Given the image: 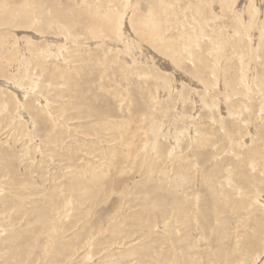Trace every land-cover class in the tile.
Masks as SVG:
<instances>
[{
  "label": "rangeland",
  "instance_id": "1",
  "mask_svg": "<svg viewBox=\"0 0 264 264\" xmlns=\"http://www.w3.org/2000/svg\"><path fill=\"white\" fill-rule=\"evenodd\" d=\"M28 1L0 0V264H264V0Z\"/></svg>",
  "mask_w": 264,
  "mask_h": 264
},
{
  "label": "bare ground",
  "instance_id": "2",
  "mask_svg": "<svg viewBox=\"0 0 264 264\" xmlns=\"http://www.w3.org/2000/svg\"><path fill=\"white\" fill-rule=\"evenodd\" d=\"M28 1V0H27ZM162 1V0H161ZM160 1V2H161ZM164 1L165 0H163V3H164ZM215 1V0H214ZM26 2V1H25ZM24 2V3H25ZM226 2V1H225ZM23 3V2H22ZM2 5V4H1ZM4 5H6V4H4ZM21 5V4H20ZM19 5V8H18V6H17V9L15 10V12H14V10H11V11H9V12H7V11H5V17L6 18H4L3 17V19L5 20V21H7V22H10V23H14L15 21H19L20 23H21V25L22 26H24L26 29H31V28H34V24L37 22V20H38V22L36 23V24H38V25H41V22H39V21H41V20H39L38 18H39V15H35V12L33 11V4H32V1H28L27 3H25L23 6L21 5L20 6ZM170 5V4H169ZM42 6V5H41ZM5 7V6H4ZM14 7V6H13ZM14 9H15V7H14ZM199 9V8H198ZM5 10V9H4ZM13 11V12H12ZM47 11V10H46ZM200 11V10H199ZM200 13H201V11H200ZM200 13H198V14H200ZM13 14H15V15H13ZM13 15V16H12ZM64 16V15H63ZM2 17V16H1ZM66 17V16H65ZM60 17H58V15H56V19L59 21H61L62 22V20L61 19H59ZM111 18V17H110ZM43 19H45V26H47L49 29H51V27H53L54 28V25H53V22H54V18L52 17H46V18H43ZM67 19V18H66ZM113 19V18H112ZM111 19V20H112ZM63 21H65V22H67L66 20H65V18H64V20ZM108 21V20H107ZM110 21V20H109ZM113 21V20H112ZM168 21V20H167ZM64 22V23H65ZM111 22V21H110ZM115 22V21H114ZM113 22V23H114ZM118 22V27H121V25H123V22H122V19L120 20V21H117ZM58 23H60V22H58ZM63 23V22H62ZM63 23V24H64ZM108 24H109V22H107ZM112 23V22H111ZM111 23H110V25H111ZM159 23V22H158ZM157 22L155 23H153V21H150L149 22V20H148V22H143V21H141V22H139V24H138V26H145V25H147V27H149V25L150 24H154V31H152V32H155V33H157L158 32V30H159V28H160V24H158ZM117 24V23H116ZM53 25V26H52ZM57 25H60V24H57ZM67 26H68V24H66ZM65 25V26H66ZM114 25V24H113ZM200 25V24H199ZM253 25V24H252ZM70 26V25H69ZM116 26V25H115ZM114 26V27H115ZM57 27V26H56ZM60 27H62V26H60ZM64 27V26H63ZM113 27V26H112ZM118 27L116 26V29H118ZM59 28V27H58ZM65 28H67V27H65ZM55 29V28H54ZM59 29H62V28H59ZM67 29H69V27L67 28ZM112 29V28H111ZM120 30H121V28H119ZM64 30V29H63ZM115 30V29H114ZM202 30V29H201ZM201 30H200V33H201ZM96 31V30H95ZM113 31V30H112ZM61 32V31H60ZM67 32V31H66ZM98 32H100L99 30H97V33ZM103 32V31H102ZM117 32V31H116ZM119 32V31H118ZM117 32V33H118ZM122 32V31H121ZM65 33V32H64ZM63 33V35H65L66 36V34H64ZM95 32H94V30L92 31V33L91 34H94ZM113 33V32H112ZM191 33V32H190ZM190 33H185V36H184V34H183V37H181L182 38V40H189L190 42H193V41H195L194 40V38L195 37H193ZM200 33H199V35H200ZM61 34V33H60ZM100 33H98L97 35H98V38H100L99 36H101L102 37V35H99ZM158 34H159V32H158ZM97 35H96V37H95V39L97 38ZM105 35V34H104ZM115 35H117V34H115ZM119 35H120V33H119ZM198 34L196 33V31L194 32V36H197ZM69 36V35H68ZM185 37V38H184ZM68 38V37H67ZM71 38V37H70ZM102 39V38H101ZM166 41V40H165ZM181 42V41H180ZM184 41H182V43H183ZM196 42V41H195ZM168 43H170V42H168ZM182 43H180V46H182L181 44ZM185 43V42H184ZM183 43V44H184ZM188 43V42H187ZM164 44H165V42H164ZM172 44V43H171ZM170 44V45H171ZM178 44V43H177ZM176 44V45H177ZM198 44V43H197ZM167 44H165V45H163V46H166ZM175 45V46H176ZM185 45H186V43L183 45L184 47H185ZM188 45V44H187ZM160 46V45H159ZM158 46V47H159ZM167 46H169V45H167ZM171 46H174V45H171ZM182 46V47H183ZM160 47H162V46H160ZM177 47H179V45L177 46ZM188 47V46H187ZM157 48V47H156ZM164 48H166V47H164ZM164 48H162V50L164 49ZM169 47H167L166 49H168ZM180 48V47H179ZM170 50H171V47L169 48ZM174 49V48H173ZM176 49V48H175ZM174 49V50H175ZM178 49V48H177ZM182 49H184V48H182ZM187 49V48H186ZM198 49V48H197ZM54 50V49H53ZM170 50H168V52L170 51ZM181 50V49H180ZM177 51V50H176ZM164 52H166V51H164ZM175 52V51H174ZM173 52V53H174ZM183 52H185V51H182V53ZM172 52H170V54H171ZM171 54V57L173 58V60L175 61V63H179V61L181 60V56L180 55H176V53H174V54ZM179 53V52H178ZM180 53H181V51H180ZM187 53V52H186ZM189 53V52H188ZM191 53V52H190ZM56 54V53H55ZM165 54V53H164ZM166 54H167V52H166ZM205 54V53H204ZM168 55V54H167ZM187 55V54H186ZM190 55V54H189ZM195 55V54H194ZM202 55V54H201ZM165 56V55H164ZM167 57V56H166ZM200 57V56H199ZM198 57V58H199ZM21 58V57H20ZM197 58V57H196ZM169 59V58H168ZM173 65H174V63H173ZM174 67V66H173ZM219 69V68H218ZM214 70V69H213ZM212 70V71H213ZM215 71V70H214ZM218 71V70H217ZM215 75V74H214ZM217 75V74H216ZM221 75V74H220ZM223 76V75H222ZM215 77V76H214ZM217 77H219V76H217ZM31 81V80H30ZM243 81H244V79H243ZM23 107V106H22ZM79 189H80V192H81V190H82V187H79ZM83 193H86L85 192V189H83V191H82V194ZM89 193V192H88ZM93 263V262H92Z\"/></svg>",
  "mask_w": 264,
  "mask_h": 264
}]
</instances>
